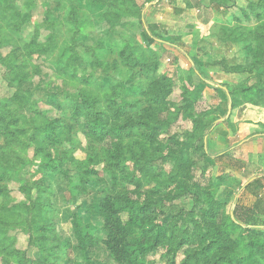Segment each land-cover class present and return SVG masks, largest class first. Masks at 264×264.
<instances>
[{
  "label": "rangeland",
  "instance_id": "obj_1",
  "mask_svg": "<svg viewBox=\"0 0 264 264\" xmlns=\"http://www.w3.org/2000/svg\"><path fill=\"white\" fill-rule=\"evenodd\" d=\"M263 176L264 0H0V264H116L71 227L106 186L166 226L148 264H245Z\"/></svg>",
  "mask_w": 264,
  "mask_h": 264
},
{
  "label": "trees",
  "instance_id": "obj_2",
  "mask_svg": "<svg viewBox=\"0 0 264 264\" xmlns=\"http://www.w3.org/2000/svg\"><path fill=\"white\" fill-rule=\"evenodd\" d=\"M144 23V20L142 19ZM216 87L215 85H211ZM83 103L87 100L83 99ZM97 129L100 131V118L97 116L95 121ZM49 130H54L57 125L50 123ZM212 123L206 129H209ZM46 129V130H47ZM101 134V132H100ZM56 140L58 138L56 137ZM55 140V141H56ZM51 169L56 166L49 165ZM97 173L96 170L87 171V173ZM264 177V176H263ZM98 216L102 219V225L99 227L103 232V237L97 234L96 226L86 223L82 219L79 210L72 213L71 223L72 232L77 242V249L86 256L97 243L100 244L110 258L116 264H148L149 256L152 251H156L160 245L164 244L167 238L166 226L162 220L153 216L156 208L152 202L136 203L132 199H125L113 192L106 186L100 191L97 198ZM79 209V207H78ZM126 213L123 218L122 214ZM264 215L262 204H255L251 208L237 206L232 211L234 221L242 224L247 230L258 231L264 227V219L258 225V217ZM91 229L95 232H91ZM247 254L245 264H257L258 254L264 255V243L257 239H247ZM62 254L71 261V264H81L79 261H73L69 256L71 242L64 241L62 244ZM224 264H229L225 261Z\"/></svg>",
  "mask_w": 264,
  "mask_h": 264
}]
</instances>
